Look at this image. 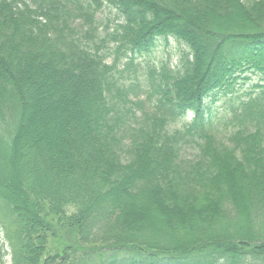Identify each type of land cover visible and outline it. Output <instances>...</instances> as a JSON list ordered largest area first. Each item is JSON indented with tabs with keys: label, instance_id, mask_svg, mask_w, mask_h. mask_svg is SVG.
Masks as SVG:
<instances>
[{
	"label": "trees",
	"instance_id": "obj_1",
	"mask_svg": "<svg viewBox=\"0 0 264 264\" xmlns=\"http://www.w3.org/2000/svg\"><path fill=\"white\" fill-rule=\"evenodd\" d=\"M1 239L0 264H264V0H0Z\"/></svg>",
	"mask_w": 264,
	"mask_h": 264
},
{
	"label": "rangeland",
	"instance_id": "obj_2",
	"mask_svg": "<svg viewBox=\"0 0 264 264\" xmlns=\"http://www.w3.org/2000/svg\"><path fill=\"white\" fill-rule=\"evenodd\" d=\"M119 21L118 13L115 9L103 6L100 10V12L97 14V26H98V32L104 33L105 30H109L112 28V26ZM182 46L180 42L176 41L173 38H170L167 42L165 39H160L158 41L157 46L154 48V50L151 53H148L145 56L135 58L137 59L135 61V64H138L137 66H131L128 68H124L123 66V72H122V81H125L128 83L129 81L135 80V76L137 75L139 78V81L142 83L146 82V76H147V70L149 68H160L162 64L169 63L170 65H176L179 60V47ZM114 55V54H113ZM109 56L107 59L110 61L114 58V56ZM124 59V58H123ZM258 81V76L253 75L251 79L246 80L244 83H239L237 90L235 92V95H223L222 93H218L215 97V100H213L212 97H210L207 100L208 105L210 106V110L214 113H222L224 111H230L229 105L231 103L230 99L232 97H237L239 95H243L248 90H250V87L254 85ZM192 117V113H189L186 121H188ZM72 210V209H71ZM58 234L56 237L57 242L59 243H67V242H73L75 241V238L72 234L58 229ZM2 238V237H1ZM3 242V239H1L0 245ZM78 245V244H76ZM61 246V245H60ZM59 246V247H60ZM8 244L3 242V252L8 251ZM6 264H11V256L7 255L5 256Z\"/></svg>",
	"mask_w": 264,
	"mask_h": 264
},
{
	"label": "water",
	"instance_id": "obj_3",
	"mask_svg": "<svg viewBox=\"0 0 264 264\" xmlns=\"http://www.w3.org/2000/svg\"><path fill=\"white\" fill-rule=\"evenodd\" d=\"M58 256H59L58 254L55 255V257H58Z\"/></svg>",
	"mask_w": 264,
	"mask_h": 264
}]
</instances>
